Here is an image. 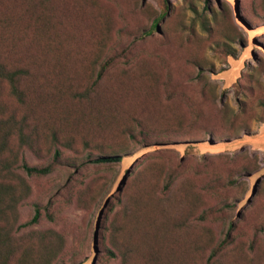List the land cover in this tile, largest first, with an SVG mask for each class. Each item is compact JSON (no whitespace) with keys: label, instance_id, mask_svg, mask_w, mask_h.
<instances>
[{"label":"rangeland","instance_id":"obj_1","mask_svg":"<svg viewBox=\"0 0 264 264\" xmlns=\"http://www.w3.org/2000/svg\"><path fill=\"white\" fill-rule=\"evenodd\" d=\"M0 63L2 154L62 161L15 171L0 264H264V0H0Z\"/></svg>","mask_w":264,"mask_h":264},{"label":"trees","instance_id":"obj_2","mask_svg":"<svg viewBox=\"0 0 264 264\" xmlns=\"http://www.w3.org/2000/svg\"><path fill=\"white\" fill-rule=\"evenodd\" d=\"M159 23V20H156L154 25L152 26V31H154L157 28V25ZM129 54V52H128ZM122 57L124 56L121 55ZM119 54H115L114 56H111L106 61H104L100 67V71L97 75V79L95 81V85H97L106 75V72L116 63L118 60ZM125 57V56H124ZM126 58V57H125ZM130 58H126L125 61L128 62ZM134 62L141 64V61L136 58L133 59ZM142 60V59H141ZM140 61V62H139ZM27 75V71L21 68L18 69H7L2 63H0V81L7 82L10 86L11 93L20 101V103H24V95L20 88V80ZM83 94H79L78 97H82ZM174 98L167 99L168 102H172ZM202 120V119H201ZM26 119L22 120L21 123H24ZM198 119H194V121H191L188 125V130L184 131L182 128V121H173L172 129H173V135L174 138H168L165 140V142L172 143L177 142L181 140H186V142H193L190 141V139H179L177 136L182 133L183 131L186 134H190L192 130L190 129ZM18 129L19 130V138H20V144L21 145H30L32 146L31 139L26 137L23 130L21 129L20 124L14 119L10 118L7 122L1 121L0 122V134H5L8 136L9 131ZM185 134V135H186ZM2 143L0 145V216H3L6 214V204L8 203L9 208H14L18 203L21 202L25 197L19 196L18 191L16 187L11 184L10 182H13L14 177H19L18 174L15 173L16 170H21L28 176H45L53 172L56 166L62 164L61 162V152L59 149L56 150L55 155L53 157V160L51 163L45 166H32L29 165L25 159H22L21 163L18 161L14 162L9 157H5L2 153L6 149V137L1 136ZM121 160L120 156H104L99 157L95 160L97 163H114ZM20 178V177H19ZM22 183L25 181L21 178ZM7 205V206H8ZM40 213L39 210H36V215L31 221L32 223H36L39 220ZM1 231H5L4 228L0 226V257L2 252V245L4 244V241H2V238L6 235H2ZM213 255L210 257V261L212 260Z\"/></svg>","mask_w":264,"mask_h":264}]
</instances>
